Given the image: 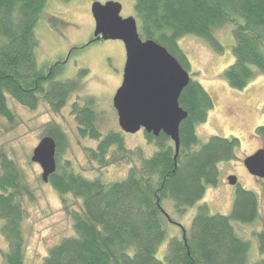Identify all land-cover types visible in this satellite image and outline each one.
<instances>
[{
  "label": "trees",
  "instance_id": "1",
  "mask_svg": "<svg viewBox=\"0 0 264 264\" xmlns=\"http://www.w3.org/2000/svg\"><path fill=\"white\" fill-rule=\"evenodd\" d=\"M48 1L0 0V117L10 123L14 117L9 99L30 110L42 102L59 113L78 89L79 78L87 74L80 70L76 79H57L64 69L61 64L37 62L35 27ZM133 9L140 38L163 45L181 65L185 60L179 46L182 37L200 38L221 53L224 46L217 33L228 26L233 62L222 73L227 84L241 90L256 73L264 74V0H133ZM178 102L187 112L179 125L178 154L174 155L173 143L162 132L144 133L157 148L149 158L141 148L126 149L120 133L101 134L87 101L71 105L79 134L97 142L95 149L84 147L89 160L101 167L123 161L129 165L124 178L109 183L75 173L69 162L59 169L65 133L57 123L44 125L43 135L56 143L57 168L48 182L70 215L74 234L50 246L40 264H264V223L255 232L261 257L254 261L249 241L233 225L260 217L259 201L251 190L235 187L227 215L210 214L207 204H200L188 229L164 209L169 201L182 215L200 202L206 188L218 181L217 164L233 158L238 147L233 136H210L200 143L196 127L214 103L197 80L190 78ZM257 132L264 136V126ZM32 193L24 169L0 147V233L6 242L5 249L0 247V264H26L24 199L32 200ZM69 193L81 200V211L66 207ZM168 224L179 226L181 235L169 236L160 252Z\"/></svg>",
  "mask_w": 264,
  "mask_h": 264
},
{
  "label": "rangeland",
  "instance_id": "2",
  "mask_svg": "<svg viewBox=\"0 0 264 264\" xmlns=\"http://www.w3.org/2000/svg\"><path fill=\"white\" fill-rule=\"evenodd\" d=\"M93 1L104 3L108 0H70L66 3L49 0L45 13L35 27V35L39 40L36 59L40 65L65 61L60 65L64 69L57 79H76L80 70L87 73L79 78L78 89L70 94L59 113H53L42 102L36 109L30 110L9 99L13 122L0 117V147H5L9 155L24 169L34 196L32 200L27 197L24 199L27 210L23 222L26 264H40L50 246L58 243L62 237L74 234L71 217L64 209L60 196L50 182L41 179L40 166L30 159L33 148L45 136L43 132L46 123H57L66 136V143L62 144L59 154V169L65 168V163L69 162L72 171L89 179L98 178L106 183L120 180L126 176L129 165L123 161L101 167L98 162L89 160L84 147L95 149L97 142L79 134L77 123L70 112L73 103L82 106L87 101L95 113V125L100 133H120L126 149L141 148L147 158L157 150L156 146L145 139L143 129L136 133H125L118 125L112 99L122 82L125 48L122 41L112 39L88 44L94 29V19L90 12ZM113 1L122 5V17L134 16L133 0ZM229 30L227 26L217 33L224 46L221 53L194 36L182 37L179 46L185 55L182 67L190 78L203 86L214 103L206 120L196 127L200 143L206 142L210 136H233L238 139V147L233 158L217 164L218 181L215 186L206 188L200 202L182 215L175 212L169 201H165L163 207L186 229L200 204L206 203L210 214L227 215L231 210L236 187L229 184L228 177L236 176L237 184L251 190L259 201V218L252 223L233 224L238 234L249 241L250 259L254 261L261 257L255 232L264 223V178L250 174L243 160L260 147L264 150V136L257 132V128L264 126V74L256 73L241 90L227 84L222 73L233 62V38ZM73 47L77 48L69 55L68 52ZM65 197L69 210L81 211L80 199L70 193ZM172 235H181V230L179 226L168 224V236L162 243L160 252ZM0 247L6 248L1 233Z\"/></svg>",
  "mask_w": 264,
  "mask_h": 264
},
{
  "label": "water",
  "instance_id": "3",
  "mask_svg": "<svg viewBox=\"0 0 264 264\" xmlns=\"http://www.w3.org/2000/svg\"><path fill=\"white\" fill-rule=\"evenodd\" d=\"M121 9L122 5L113 0L93 1L90 7L94 38L120 40L125 48L122 82L112 99L118 125L125 133L143 129L158 136L162 132L173 143L177 155L179 125L187 117L178 99L190 75L163 45L141 39L135 17H122ZM55 154L56 143L47 135L32 150L30 159L40 166L44 182L56 170ZM243 164L250 174L264 178L263 149L247 156ZM228 182L237 184L236 176H229Z\"/></svg>",
  "mask_w": 264,
  "mask_h": 264
},
{
  "label": "flooded vegetation",
  "instance_id": "4",
  "mask_svg": "<svg viewBox=\"0 0 264 264\" xmlns=\"http://www.w3.org/2000/svg\"><path fill=\"white\" fill-rule=\"evenodd\" d=\"M93 31H94V29H93ZM97 39H95L94 38V36H93V32H92V34H91V37H90V39H89V42H88V44L89 43H92V42H94V41H96ZM98 40H101V39H98ZM97 40V41H98ZM85 46V45H84ZM74 48H77V47H73V48H70V50H69V52H68V54L70 55V53L72 52V50L74 49ZM65 61H63V60H60V61H58V63L59 64H63ZM144 131V130H143ZM145 132V131H144ZM145 133H147V132H145ZM259 149H262L261 147L260 148H258V149H256L253 153H255L257 150H259ZM252 153V154H253ZM252 154H250V155H252ZM249 156V155H248ZM246 158V157H245ZM244 158V159H245ZM239 184H235V186H238ZM241 186V185H240Z\"/></svg>",
  "mask_w": 264,
  "mask_h": 264
}]
</instances>
